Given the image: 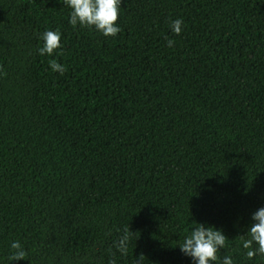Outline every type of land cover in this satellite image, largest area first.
Here are the masks:
<instances>
[{"label":"trees","instance_id":"16d2710c","mask_svg":"<svg viewBox=\"0 0 264 264\" xmlns=\"http://www.w3.org/2000/svg\"><path fill=\"white\" fill-rule=\"evenodd\" d=\"M71 11L0 0V264H194L197 224L228 239L215 264H264L239 238L264 207V0H122L115 37Z\"/></svg>","mask_w":264,"mask_h":264},{"label":"clouds","instance_id":"9594fccd","mask_svg":"<svg viewBox=\"0 0 264 264\" xmlns=\"http://www.w3.org/2000/svg\"><path fill=\"white\" fill-rule=\"evenodd\" d=\"M122 0H64L72 11L70 12L69 23L76 27L95 28L105 37H115L121 28L118 26ZM184 26L182 19H175L171 21L172 31L176 35H180ZM43 46L38 48L41 56L47 54L52 56L54 53L63 55L61 33L57 29L55 31L46 30L42 35ZM174 40L167 39V46L173 47ZM50 67L53 71L59 72L63 75L67 68L55 59L49 61ZM2 71V67H0ZM252 220L255 222L249 226L246 235L239 236L243 249H246L248 259H253L257 255H264V207L258 209L253 215ZM190 235L186 236L183 243L179 246L182 253L191 257L194 264H215L218 260L217 253L225 247L227 237L222 230H216L212 226L197 224ZM119 231V229H118ZM129 226L123 229L121 235L115 243L117 251L126 256L128 253L131 237L134 235ZM248 237V238H245ZM254 245L256 247H254ZM12 252L8 257L10 262L26 260L27 251L23 248L19 241L11 243ZM145 256L143 253L138 258L135 257V264H144ZM109 264H116L115 260H111ZM221 264H233L231 256L226 255Z\"/></svg>","mask_w":264,"mask_h":264}]
</instances>
